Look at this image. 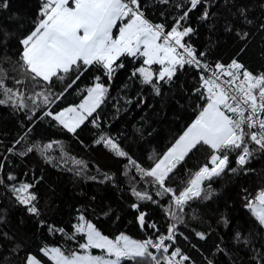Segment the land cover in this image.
<instances>
[{
  "label": "trees",
  "instance_id": "obj_1",
  "mask_svg": "<svg viewBox=\"0 0 264 264\" xmlns=\"http://www.w3.org/2000/svg\"><path fill=\"white\" fill-rule=\"evenodd\" d=\"M44 2L7 0L8 7L0 8V78L13 89L12 99L0 104V264H27L29 257L53 264L43 251L47 247L59 248L65 255L83 253L80 246L86 234L76 231L79 215L109 237L127 234L154 244L172 225L167 252L149 246L155 260L123 258L120 264H168L169 257L173 264H264V226L248 207L264 190V151L254 142L248 141L252 155L243 167L236 163L241 150L230 151L225 172L205 181L201 197L182 209L174 205L171 194L157 195L162 192L159 185L129 161L130 157L150 169L195 120L207 104L203 72L185 64L170 81L154 78L146 84L137 72L145 65L144 57L137 54L121 56L114 67L121 63L123 67L111 77L93 65L67 91L75 73L62 81L53 77L51 83L34 80L21 60L20 41L43 18ZM141 5L146 19L169 28L190 7L189 0H141ZM205 10L209 15L202 19ZM189 26L193 33L183 41L196 48L206 65L236 61L264 75V0H204L187 21H181V28ZM97 82L107 89L102 103L75 134L45 115L79 104ZM37 93L48 95L51 103L45 104ZM0 99L7 100L2 90ZM102 135L117 142L128 156L119 157L97 144ZM210 155L207 146L190 152L169 174L166 186L179 194L201 167H211ZM21 184L32 186L29 192L36 196L38 214H31L12 191ZM133 189L152 200L139 199ZM141 212L143 226L138 220Z\"/></svg>",
  "mask_w": 264,
  "mask_h": 264
},
{
  "label": "snow or ice",
  "instance_id": "obj_2",
  "mask_svg": "<svg viewBox=\"0 0 264 264\" xmlns=\"http://www.w3.org/2000/svg\"><path fill=\"white\" fill-rule=\"evenodd\" d=\"M164 2L167 3V0ZM203 2L204 0H189L190 7L166 33L163 25H154L145 18L141 10V0H72V6H70V0H45L41 12L43 18L38 21L35 30L20 41L23 45L21 60L34 80L39 78L51 83L53 77L62 81L67 74L75 73V79L67 85L65 91L71 88L76 80H79L93 65L101 67L106 75L111 77L116 68L123 67L122 63L115 67L114 64L124 55L136 57L139 54L145 58L143 63L148 66L164 65L158 78L164 80L167 77L170 81L176 73L177 66L182 68L185 64H194L201 67L195 49L182 42L184 37L193 33V28L190 26L181 28V21H187L189 13ZM7 7V0H0V8ZM208 15V11L205 10L202 19H207ZM118 22H123V25L118 26ZM114 29H117L119 33L116 37L113 34ZM246 35V33L243 34L241 38H245ZM178 48L183 52H178ZM202 67L207 68L208 65L205 64ZM216 68L221 70V75L224 74V65L217 64ZM233 69L243 70L244 66L233 61L226 72L229 77L227 80L221 81L220 75L216 72L212 73V79L202 77V87L207 92L206 106L153 167L142 168L129 157L130 164L143 177L153 178V182L162 189V192L158 191L157 195L171 194L177 208L182 209L188 201L201 197L204 192L202 187L204 182L220 177L225 172L229 165L230 151L241 150L236 159L240 167H243L252 155L247 146L249 140L264 151V75L255 76L247 70L236 72ZM137 72L143 77L144 83H153L154 74L150 68L140 67ZM135 74L134 72L133 75ZM237 81L239 83H236ZM153 87L159 93V88L156 85ZM0 90L7 96V100L0 99V104H5L12 99L13 89L5 87L2 78H0ZM106 91L104 85L96 83L93 88L88 89L87 98L78 106L67 107L55 114L47 111L45 115L52 117L68 132L75 134L100 106ZM36 95L43 96L45 104L51 103L48 95L44 93ZM20 99L22 100V97ZM92 123L96 124V121ZM245 128L256 130L246 132ZM95 142L103 143L119 157L128 156L117 142L107 136L102 135ZM51 146L49 144L46 147ZM199 146H207L211 149L209 158L211 167L207 164L201 167L188 182V186L177 194L172 187L166 186L165 182L177 165ZM32 150L33 148L29 147L27 151ZM230 171L236 172L237 169L232 168ZM8 179L13 180L15 177L9 176ZM31 187L29 184H21L19 187L14 186L12 191L20 194L17 196L20 203L30 204L36 200V196L29 192ZM133 194L139 199L152 200L147 193H140L135 189ZM255 201L256 203L249 202L248 207L253 211L258 223L264 226V191L259 192ZM133 207L139 206L133 205ZM28 210L33 214L39 212L35 205ZM171 215L175 218L176 214L172 212ZM138 220L143 226L145 223L143 212L139 214ZM151 226L155 227L154 224ZM76 231L87 233V242L82 244L81 248L104 249L115 259L78 255L74 252L65 255L59 248H53L51 249L52 259L56 264H120L121 258L124 257L135 259L146 256L155 260L148 251L149 246L167 252L164 240L172 239L171 236L162 237L159 244H154L151 240L140 242L121 235L118 239L111 240L90 223L86 228L78 227ZM198 235L204 238L203 233ZM178 254L179 249L173 253L174 256ZM183 259L187 260L188 257L184 256ZM27 264H40V261L35 257H29ZM168 264H173L170 257Z\"/></svg>",
  "mask_w": 264,
  "mask_h": 264
},
{
  "label": "rangeland",
  "instance_id": "obj_3",
  "mask_svg": "<svg viewBox=\"0 0 264 264\" xmlns=\"http://www.w3.org/2000/svg\"><path fill=\"white\" fill-rule=\"evenodd\" d=\"M126 22V21H125ZM123 25V22H122V24L120 25V26H122ZM160 42H162V40L160 41ZM182 42H184V41H182ZM145 59V58H144ZM142 67H146V68H150V71H152L153 72V79L154 78H157V79H159L158 78V74H159V72L163 69V67H164V65H159V64H153V65H151V66H148V65H144V66H142ZM179 66H177V68H178ZM165 78H167V77H165ZM160 80V79H159ZM98 83V82H97ZM96 84V83H95ZM95 84L91 87V88H93L94 86H95ZM87 98V96L79 103V104H81L85 99ZM79 104H77V105H72V106H78ZM69 107H71V106H69ZM65 109V108H64ZM63 110V109H62ZM264 191V190H263ZM259 194V193H258ZM257 194V195H258ZM256 195V196H257ZM256 198V197H255ZM253 203H256V201H255V199H254V201H253ZM81 217H83V219H81ZM92 224V225H94L91 221H89V220H86L85 218H84V216H82V215H79V221H78V227H81V226H83V227H85L86 228V226H87V224ZM97 229V228H96ZM98 230V229H97ZM98 231H100V230H98ZM101 232V231H100ZM84 233L86 234V242H87V233H86V231H84ZM101 234L102 235H104V236H107V235H105V234H103L102 232H101ZM121 235H124V236H127V237H129L130 239H132V240H135V239H133V238H131L130 236H128L127 234H120V235H117L116 237H109V236H107L109 239H111V240H116V239H118ZM136 241H140V240H136ZM85 242V243H86ZM140 242H142V241H140ZM84 243V244H85ZM54 247H47V248H45L43 251H44V253H45V255L51 260V262L53 263V264H56V262H55V260H53L52 259V256H53V253L51 252V249H53ZM84 251H83V253H76V254H78V255H92V256H103V257H105L106 259H115V257L114 256H109L108 254H107V252H106V250H104V249H98V248H90V249H83ZM37 259V258H36ZM123 258H121V260H122ZM38 260V259H37ZM121 262V261H120ZM40 264H43L41 261H40Z\"/></svg>",
  "mask_w": 264,
  "mask_h": 264
},
{
  "label": "built area",
  "instance_id": "obj_4",
  "mask_svg": "<svg viewBox=\"0 0 264 264\" xmlns=\"http://www.w3.org/2000/svg\"><path fill=\"white\" fill-rule=\"evenodd\" d=\"M154 25H155V24H154ZM159 25H163V26H164V29H165V32H166V33H167L168 31L171 30V28H169L167 25H164V24H159ZM194 49H195V51H196V48H194ZM177 50H178V52H183L182 49H179V48H178ZM196 55H197L198 59H199L200 62H201V67H197V68H199V69L203 72L205 78L212 79V78H213L212 73H213V72H216L218 75H220V80H221V81L229 79V77L226 75V72L228 71V66L231 65L232 62H223V61H219V62H217V63L214 64V65H208L207 68H204V67H202V65H205V63L203 62L201 56H199L197 53H196ZM217 64H222V65H224V74H223V75H221V70L218 69V68H216V65H217ZM243 70H247V71L251 72L253 75H255V76H259V75L255 74V73H253L252 71L246 69L245 67H244ZM243 70H235V69H233V71H236V72H242ZM241 79H243L242 75H241ZM236 83H239V81H237ZM257 92H258V90H257ZM206 96H207V92H206ZM250 130H251V131H254V130H256V129H250ZM18 195H20V194H17V196H18ZM25 205L27 206V209H29V208L32 207L33 205H35V207H37V206H36V200L32 201L30 204H25ZM28 211H29V210H28ZM30 213H31V212H30ZM31 214H33V213H31ZM171 232H172V225H170L169 230H168L167 234H166L164 237H168V236H171V237H172ZM170 240H171V239H165V240H164V245H165L166 242H168V241H170ZM155 244H159V243H155ZM152 249H153V251H159V250H160V249H157V248H154V247H152ZM124 259H128V258L124 257Z\"/></svg>",
  "mask_w": 264,
  "mask_h": 264
},
{
  "label": "crops",
  "instance_id": "obj_5",
  "mask_svg": "<svg viewBox=\"0 0 264 264\" xmlns=\"http://www.w3.org/2000/svg\"><path fill=\"white\" fill-rule=\"evenodd\" d=\"M70 6H72V0H70ZM42 8H43V7H42ZM113 34H114V37H116V36H118L119 33H118V32H115V29H114V30H113ZM205 106H206V105H205ZM198 115H199V114H198ZM196 118H197V117H196ZM196 118H195V119H196ZM193 122H194V121H193ZM190 125H191V124H190ZM190 125H189V126H190ZM189 126H188V127H189ZM188 127H187V128H188ZM186 130H187V129H186ZM186 130H185V131H186ZM185 131H184V132H185ZM184 132H183V133H184ZM178 139H179V138H178ZM178 139H177V140H178ZM177 140H176V141H177ZM176 141H175V142H176ZM174 144H175V143H174ZM174 144H173V145H174ZM173 145H172V146H173ZM172 146H171V147H172ZM171 147H170V148H171ZM170 148H169V149H170ZM169 149H168V150H169ZM168 150H167V151H168Z\"/></svg>",
  "mask_w": 264,
  "mask_h": 264
}]
</instances>
